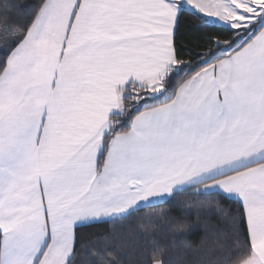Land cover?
<instances>
[{
    "label": "snow or ice",
    "instance_id": "snow-or-ice-1",
    "mask_svg": "<svg viewBox=\"0 0 264 264\" xmlns=\"http://www.w3.org/2000/svg\"><path fill=\"white\" fill-rule=\"evenodd\" d=\"M0 264H264V0H0Z\"/></svg>",
    "mask_w": 264,
    "mask_h": 264
},
{
    "label": "trees",
    "instance_id": "trees-1",
    "mask_svg": "<svg viewBox=\"0 0 264 264\" xmlns=\"http://www.w3.org/2000/svg\"><path fill=\"white\" fill-rule=\"evenodd\" d=\"M14 2L18 5L20 4H34L37 2V0H14ZM178 199H184L183 197H179ZM225 207H233L234 208V205H225ZM159 209H157L158 211ZM174 215H177L179 216L180 215V212L179 211H176L175 213H173ZM191 220L193 222H196V218L195 216H193L191 218ZM207 222L208 224L210 225H217L219 226L218 224V220H217V217L216 216H210L209 218H207ZM111 230V227L110 225H105V224H101V225H98V226H95L93 228H86V229H82L81 230V234L82 235H85V236H93L94 234H98L99 236H103L107 233V231H110ZM205 234V228L203 226V224L201 223L200 225V228L198 231H195L192 235H190L188 237V241L190 243H193V244H198L200 243L201 241V238L204 236Z\"/></svg>",
    "mask_w": 264,
    "mask_h": 264
}]
</instances>
